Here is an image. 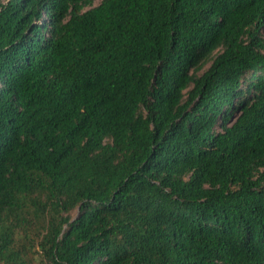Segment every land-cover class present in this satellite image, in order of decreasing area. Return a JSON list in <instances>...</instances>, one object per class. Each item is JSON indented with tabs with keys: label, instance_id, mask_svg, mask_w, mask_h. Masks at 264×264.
Instances as JSON below:
<instances>
[{
	"label": "trees",
	"instance_id": "1",
	"mask_svg": "<svg viewBox=\"0 0 264 264\" xmlns=\"http://www.w3.org/2000/svg\"><path fill=\"white\" fill-rule=\"evenodd\" d=\"M95 1L0 0V264H264V0Z\"/></svg>",
	"mask_w": 264,
	"mask_h": 264
},
{
	"label": "rangeland",
	"instance_id": "2",
	"mask_svg": "<svg viewBox=\"0 0 264 264\" xmlns=\"http://www.w3.org/2000/svg\"><path fill=\"white\" fill-rule=\"evenodd\" d=\"M103 0H96L94 3H95V5H98V4H100L101 2H102ZM209 65H207L205 68H207ZM204 68V69H205ZM37 257V259L39 260V257L38 256H36ZM37 264V263H36Z\"/></svg>",
	"mask_w": 264,
	"mask_h": 264
}]
</instances>
